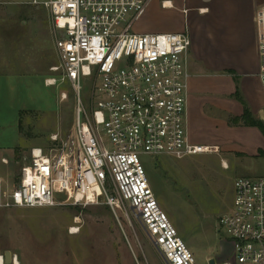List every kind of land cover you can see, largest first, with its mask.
<instances>
[{"label": "built area", "instance_id": "obj_1", "mask_svg": "<svg viewBox=\"0 0 264 264\" xmlns=\"http://www.w3.org/2000/svg\"><path fill=\"white\" fill-rule=\"evenodd\" d=\"M151 1L34 0L50 15L57 55L52 70L73 88V124L65 134L51 133L46 147L30 149L18 184L2 193L0 207L104 205L116 216L128 206L164 264H197L160 208L140 155L181 158L219 148L188 140V36L131 31ZM254 23L264 88V5ZM81 79L91 88L87 109ZM59 98L67 99L66 93ZM218 224L232 246L231 259L219 264H264V177L234 179L231 207Z\"/></svg>", "mask_w": 264, "mask_h": 264}, {"label": "rangeland", "instance_id": "obj_2", "mask_svg": "<svg viewBox=\"0 0 264 264\" xmlns=\"http://www.w3.org/2000/svg\"><path fill=\"white\" fill-rule=\"evenodd\" d=\"M156 11L159 18L145 15L134 21L133 30L147 23L182 24L178 13ZM55 65L47 8L34 0H0V203L2 193L18 184L30 149L46 147L51 133L65 134L72 128L73 88L67 81L59 82L60 72L52 70ZM49 78L57 83L46 86ZM79 88L87 109L90 84L81 79ZM62 91L65 100L59 98ZM228 100L224 103L235 112V94ZM222 121L210 113L186 127L196 142L217 144L218 153L181 158L140 155L160 208L197 264L231 259L232 251L225 244L229 239L218 219L231 207L234 179L264 177V158L247 155L261 146L257 131L243 125L227 129ZM103 139L108 146L106 136ZM122 209L115 216L104 205L0 207V256L10 251L17 264H164L129 207Z\"/></svg>", "mask_w": 264, "mask_h": 264}, {"label": "crops", "instance_id": "obj_3", "mask_svg": "<svg viewBox=\"0 0 264 264\" xmlns=\"http://www.w3.org/2000/svg\"><path fill=\"white\" fill-rule=\"evenodd\" d=\"M263 5L264 0H152L139 18H159L156 10L174 11L181 15L182 24L155 27L154 23H147L136 30L131 26L134 33H158L162 29L188 36L186 127H193L200 115L207 117L210 113L221 117L224 128L252 127L261 138V146L254 153L244 152L252 156L260 150L264 152V136L258 127L245 123L242 114L247 112L253 120L264 124V88L259 78L254 23L256 11ZM233 94L238 100L235 112L226 104ZM188 131V140L201 144ZM225 244L232 251L230 241Z\"/></svg>", "mask_w": 264, "mask_h": 264}, {"label": "trees", "instance_id": "obj_4", "mask_svg": "<svg viewBox=\"0 0 264 264\" xmlns=\"http://www.w3.org/2000/svg\"><path fill=\"white\" fill-rule=\"evenodd\" d=\"M242 119L245 121V123L247 124H250L252 126H256L259 128V130L261 131V133L263 134L264 136V124L261 123L260 121H256V120H253L250 115L247 113V112H244L242 114ZM258 155L260 157H263L264 158V152L263 151H258ZM107 207V206H106ZM108 208V207H107Z\"/></svg>", "mask_w": 264, "mask_h": 264}, {"label": "water", "instance_id": "obj_5", "mask_svg": "<svg viewBox=\"0 0 264 264\" xmlns=\"http://www.w3.org/2000/svg\"><path fill=\"white\" fill-rule=\"evenodd\" d=\"M3 260L5 264H11L12 260H11V252L10 251H5L3 254ZM208 264H215L214 259H209L208 260Z\"/></svg>", "mask_w": 264, "mask_h": 264}, {"label": "bare ground", "instance_id": "obj_6", "mask_svg": "<svg viewBox=\"0 0 264 264\" xmlns=\"http://www.w3.org/2000/svg\"><path fill=\"white\" fill-rule=\"evenodd\" d=\"M0 264H1V259H0ZM14 264H17V263H16V260H15Z\"/></svg>", "mask_w": 264, "mask_h": 264}]
</instances>
